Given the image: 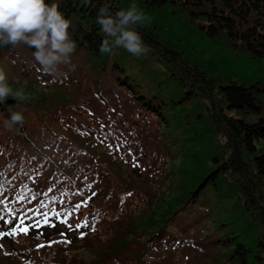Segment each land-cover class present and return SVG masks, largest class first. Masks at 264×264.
<instances>
[{
    "label": "trees",
    "instance_id": "16d2710c",
    "mask_svg": "<svg viewBox=\"0 0 264 264\" xmlns=\"http://www.w3.org/2000/svg\"><path fill=\"white\" fill-rule=\"evenodd\" d=\"M44 2L76 48L0 46V264H264V0ZM133 3L149 51L100 53Z\"/></svg>",
    "mask_w": 264,
    "mask_h": 264
},
{
    "label": "clouds",
    "instance_id": "9594fccd",
    "mask_svg": "<svg viewBox=\"0 0 264 264\" xmlns=\"http://www.w3.org/2000/svg\"><path fill=\"white\" fill-rule=\"evenodd\" d=\"M149 18L131 4L127 10H119L111 16L107 7L98 10L96 23L108 39H104L99 51L111 54L116 47H123L134 56L147 54L149 49L143 44L135 26L145 24ZM70 23L58 11V4L51 6L44 0H0V46L23 43L35 48L33 58L46 74L55 76L59 65L70 64L75 42L70 40ZM12 97L17 103L30 99L23 89L13 91L7 83L6 74L0 70V103ZM22 112H12L5 126L9 129L17 124L23 125Z\"/></svg>",
    "mask_w": 264,
    "mask_h": 264
},
{
    "label": "rangeland",
    "instance_id": "374dc122",
    "mask_svg": "<svg viewBox=\"0 0 264 264\" xmlns=\"http://www.w3.org/2000/svg\"><path fill=\"white\" fill-rule=\"evenodd\" d=\"M243 116L246 118V119H248V120H252V118H253V115H250V114H243ZM112 173V172H111ZM159 173H161V172H159ZM158 173V174H159ZM107 178L109 179V181H110V183H114V185L116 184V182L118 181L115 177H112V176H107ZM112 209H114V206L113 207H111V208H108V209H106L107 210V212H104V214L103 215H105V217L108 219V217H107V215L110 213V211L112 210ZM84 257H85V255H84ZM171 260L172 261H176V262H178L179 264H186V262H187V259H186V261L184 262L183 261V258H182V260L178 257V256H173V257H171Z\"/></svg>",
    "mask_w": 264,
    "mask_h": 264
}]
</instances>
